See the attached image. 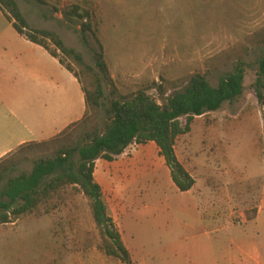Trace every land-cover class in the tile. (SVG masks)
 Instances as JSON below:
<instances>
[{
	"label": "rangeland",
	"instance_id": "374dc122",
	"mask_svg": "<svg viewBox=\"0 0 264 264\" xmlns=\"http://www.w3.org/2000/svg\"><path fill=\"white\" fill-rule=\"evenodd\" d=\"M15 1L32 29L55 33L92 68L98 50L93 34L97 37L112 80L103 86L106 108L112 90L116 97L145 91L157 100L155 84L170 95L201 74L216 86L239 60L245 63L242 96L196 117L190 132L176 141L178 160L195 181L190 193L178 192L152 143L132 145L107 162L108 169L97 167L94 177L131 264H222L223 243L242 237L252 238L264 257V224L238 225L263 197L264 103L252 85L264 53V0ZM71 6L90 13L87 45L74 31L78 23L62 15ZM1 24L11 30L2 14ZM48 47L56 52L51 43ZM56 53L91 89L84 68ZM101 117L106 119L104 112ZM34 158L17 152L20 162L0 183V192L10 179L29 174ZM63 199L48 214L41 207L0 226V264H125L98 249L88 200L71 188ZM231 223L237 226L228 235L222 227Z\"/></svg>",
	"mask_w": 264,
	"mask_h": 264
},
{
	"label": "trees",
	"instance_id": "16d2710c",
	"mask_svg": "<svg viewBox=\"0 0 264 264\" xmlns=\"http://www.w3.org/2000/svg\"><path fill=\"white\" fill-rule=\"evenodd\" d=\"M0 10L19 35L44 48L73 73L82 84L86 105L83 119L56 137L40 143L25 144L0 160L2 183L6 174L20 162L14 159L17 152L25 151L36 156L32 159L31 172L10 179L0 192V226L18 220L24 214L34 213L41 207H46L44 212L50 213L51 209L60 205L67 190L71 188L89 202L92 220L100 237L98 249L108 257L131 264L121 234L107 214L102 188L95 180L96 161L113 162L131 145L153 143L178 192L191 191L195 181L178 160L176 141L190 132L196 117L216 112L223 104H231L242 96L245 63L239 60L233 72L220 77L216 86L210 85L201 74L191 76L180 86V90L170 95L164 85L155 84L157 100L145 91H139L132 97H116V91L112 90V99L106 108L102 102L105 98L103 86L112 85V80L104 61L102 46L94 34L98 50L94 53L95 66L92 68L84 63L80 54L65 47L55 33L32 29L15 0H0ZM62 15L66 20L78 23L74 31L81 35L83 43L87 45L86 35L92 32L90 13L78 6H71L63 10ZM77 26H80V30H77ZM48 43L56 48V52L84 68L90 77L91 89L83 85L82 78L71 66L66 65L56 52L49 49ZM252 87L258 101L264 103V53L258 60L256 80ZM102 112L105 113V120L101 117ZM182 119L185 120L184 124ZM76 131L79 134L74 136ZM76 155L77 163L74 162ZM256 212L253 211V215L249 212L244 214L247 220H253Z\"/></svg>",
	"mask_w": 264,
	"mask_h": 264
},
{
	"label": "crops",
	"instance_id": "0c3cea01",
	"mask_svg": "<svg viewBox=\"0 0 264 264\" xmlns=\"http://www.w3.org/2000/svg\"><path fill=\"white\" fill-rule=\"evenodd\" d=\"M0 14L4 16L1 10ZM7 22L11 30L5 31L0 25V160L25 144L56 137L82 120L86 111L82 84L73 73L44 48L28 42ZM97 167L106 170L108 164L97 160ZM262 186L263 197L257 205L256 217L241 220L238 225L264 224ZM202 215L210 218L205 211ZM236 226L231 223L222 230L231 235ZM209 234L206 236L212 242ZM226 242L222 264H264V257L252 238Z\"/></svg>",
	"mask_w": 264,
	"mask_h": 264
}]
</instances>
